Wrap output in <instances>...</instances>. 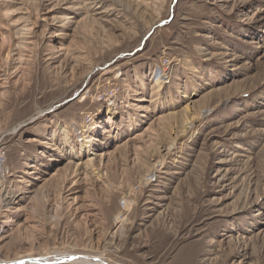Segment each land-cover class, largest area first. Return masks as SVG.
I'll return each mask as SVG.
<instances>
[{
	"label": "rangeland",
	"instance_id": "obj_1",
	"mask_svg": "<svg viewBox=\"0 0 264 264\" xmlns=\"http://www.w3.org/2000/svg\"><path fill=\"white\" fill-rule=\"evenodd\" d=\"M0 152V261L264 264V0H0Z\"/></svg>",
	"mask_w": 264,
	"mask_h": 264
},
{
	"label": "bare ground",
	"instance_id": "obj_2",
	"mask_svg": "<svg viewBox=\"0 0 264 264\" xmlns=\"http://www.w3.org/2000/svg\"><path fill=\"white\" fill-rule=\"evenodd\" d=\"M159 89H162L161 83H158L157 85ZM93 129L87 126L86 131H78L75 130L74 132L81 134L84 132V134H90V132ZM16 131V129H15ZM14 131V132H15ZM80 135V136H81ZM82 136L83 142L86 138V136ZM15 197V196H14ZM11 200V199H10ZM9 204V202H7ZM0 264H106L105 262H102L100 258L89 256V255H80V254H74V253H67V254H58V255H44V256H33L28 255L25 257L16 258L14 260H5L0 261Z\"/></svg>",
	"mask_w": 264,
	"mask_h": 264
},
{
	"label": "built area",
	"instance_id": "obj_3",
	"mask_svg": "<svg viewBox=\"0 0 264 264\" xmlns=\"http://www.w3.org/2000/svg\"><path fill=\"white\" fill-rule=\"evenodd\" d=\"M10 168L8 158L4 152H0V189L1 185L9 178Z\"/></svg>",
	"mask_w": 264,
	"mask_h": 264
}]
</instances>
